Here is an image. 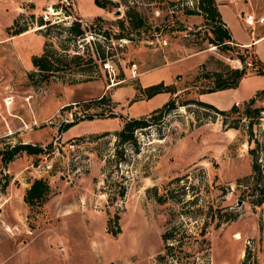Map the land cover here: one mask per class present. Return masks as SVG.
Returning a JSON list of instances; mask_svg holds the SVG:
<instances>
[{"label":"rangeland","instance_id":"1","mask_svg":"<svg viewBox=\"0 0 264 264\" xmlns=\"http://www.w3.org/2000/svg\"><path fill=\"white\" fill-rule=\"evenodd\" d=\"M112 1L0 0V148L17 141L44 146L7 162L0 154V264H264V201H252L245 183L253 142L244 122L225 127L213 106L193 99H203L204 70L242 63L229 56L236 50L209 41L210 25L196 0ZM216 1L233 38L253 43L249 47L264 61V0ZM133 5L146 18L140 37L125 17ZM239 13H253L255 24L246 25ZM39 17L49 20L51 34L39 28ZM75 17L87 30L72 40L66 28ZM16 18L31 24L26 32L12 33ZM160 35L166 44L158 42ZM59 40L71 52L91 51L99 41L105 55L75 64L66 56L59 74L40 79L32 57ZM105 57L113 58V69L102 67ZM156 80L173 82L177 90L146 97L142 82ZM263 86L264 74L256 72L209 99L242 101ZM102 93L111 104L75 103ZM175 93V106L135 129V143L118 141L124 116L110 111L148 115ZM102 110L105 115L97 116ZM86 113L94 116L58 132L61 122ZM36 176L50 191L30 205L24 193ZM115 213L121 229L112 233L107 219ZM167 228L175 237L165 240ZM201 228L207 242L199 241Z\"/></svg>","mask_w":264,"mask_h":264},{"label":"trees","instance_id":"2","mask_svg":"<svg viewBox=\"0 0 264 264\" xmlns=\"http://www.w3.org/2000/svg\"><path fill=\"white\" fill-rule=\"evenodd\" d=\"M94 2L99 6H107L113 3L112 0H94ZM196 7L205 18L206 23L210 25L212 36L209 38V41L224 50H231L234 48L236 50V54L233 55L230 53L229 56H236L242 61L240 65H230L226 63L222 68L204 70L200 74L201 77H203L202 80L204 81L201 86H199L198 92L201 93L205 91L236 86L241 77L247 73L257 72L264 74V61L260 58L256 51H253L249 46L239 44L233 38L229 27L220 14L216 0H196ZM185 12L198 13V11H195L194 9H187ZM125 17L128 21V26L136 30L138 37H140L141 28L144 27L146 22L145 15L137 5H133L127 6L125 10ZM37 23L41 26L39 28H45L46 35L52 33H50L52 25H48L49 20H44L42 17H39ZM30 25L31 24L27 22L24 24H19L18 18H16L14 19L10 28L12 29L13 34H18L21 32H26ZM66 29L71 35L69 38L74 40L78 37H83L87 27L82 26L78 17H75V19H73L69 25H67ZM103 34L105 35V33ZM118 36L122 37L124 35ZM93 42L94 48L91 51L75 50V52H71L70 48L66 47L62 42H60V40L58 41V47L43 48V51L40 54H35L32 57L33 64L36 67H39L40 71H42L40 79H49L51 75H57V73L59 74L64 69V67H66V56H70V59L74 61V64L77 63L80 58H83V56L86 57V60H93L95 57L104 56L105 48L102 47L99 41ZM236 46L243 47L244 52L239 51V48H236ZM249 55L251 56V60L246 58ZM34 71L35 70L29 71V77L33 82L36 81V79L33 77ZM142 89L146 94V97H150L160 91L174 92L177 90L173 82L165 83L163 80L146 84L142 86ZM176 95L177 93L170 95L161 106L151 109L148 115L143 114L138 116H127L122 112L117 113L110 111L107 115L118 114L120 116H124L122 126L116 130L118 141H129L135 143V129L137 127L145 126L150 122L156 121L155 119L162 114L163 110L175 106ZM105 99L108 100V104H111L110 96L105 93L78 100L75 103H82L88 106V104L92 102L99 104ZM193 99H196V101L200 102L201 104L213 106L216 111L221 114V122L225 127H239L241 126V122H244L245 126H243V129L247 133L249 142H253V144L250 145L248 149L252 155V161L251 172L245 176L247 180L245 182L247 184L246 187H248L246 190H248V193L253 195L252 201H264V128L260 127L261 117L264 112V86L257 88L251 96L243 99L242 101H234L227 107L216 106L213 102L202 98ZM187 101L188 100H184L183 102ZM96 115L103 116L105 115V112L102 110ZM93 116L94 113H86L83 116L75 114L73 118L61 122L58 125L57 130L58 132H61L70 127L72 124L76 123L79 119L92 118ZM43 149L44 146L39 143H33L31 141H17L12 144H7L6 148H0V154L3 162H7L15 154L22 150L28 153H40L43 151ZM49 191V182L42 176H36L26 187L24 199L30 205L40 203L47 198ZM120 193H123V191ZM157 197L158 199H161L160 194ZM118 218L119 214L115 213L114 217H109L107 219V230L111 231L112 233L120 231L121 228L118 223ZM112 219H114V221L117 223L116 227L113 226ZM199 233L202 235V237L199 238V241L207 242L208 239L204 235L205 228H201ZM170 237H175V235L172 232V228H167L162 232V238L167 240ZM194 238H197V235H195ZM165 246L167 248L169 247V244L166 243ZM157 257H164V253L159 252Z\"/></svg>","mask_w":264,"mask_h":264},{"label":"crops","instance_id":"3","mask_svg":"<svg viewBox=\"0 0 264 264\" xmlns=\"http://www.w3.org/2000/svg\"><path fill=\"white\" fill-rule=\"evenodd\" d=\"M219 5V4H218ZM82 14H84V15H87L88 13H83V12H81ZM222 18H223V20L227 23V20L225 19V17L222 15ZM237 41V40H236ZM239 44H241V45H245V46H254V44L252 43V44H249V43H245V42H241V41H237ZM239 65V64H238ZM158 66H160V65H158ZM157 66V67H158ZM149 69H151V68H149ZM145 70H148V69H145ZM145 70H143V71H145ZM143 71H141L140 72V74H142V72ZM253 73H256V72H251V73H247V74H245V75H252ZM245 75H243V76H245ZM242 76V77H243ZM241 77V78H242ZM157 81V80H156ZM152 82H155V81H150V82H148V83H144V82H142V86H144V85H146V84H149V83H152ZM225 88H229V87H225ZM220 89H222V88H220ZM216 90H219V89H216ZM216 90H212V91H205V92H201L200 94H201V97H203V99H205V100H208V101H211V102H213V103H215L216 105H218V106H220V107H227V106H229L232 102H234V101H239V100H241L242 98H240V97H238V96H235V97H233L232 99H228V101L223 105V103L222 102H218V101H213V99H209V95L211 94V92H213V91H216ZM160 92H165V91H160Z\"/></svg>","mask_w":264,"mask_h":264},{"label":"built area","instance_id":"4","mask_svg":"<svg viewBox=\"0 0 264 264\" xmlns=\"http://www.w3.org/2000/svg\"><path fill=\"white\" fill-rule=\"evenodd\" d=\"M239 17H241V19L244 21V23L246 25H249V26H253L255 24V15L253 13H247L245 14L244 16H241L240 13H239ZM158 42L161 43V44H166V38L165 37H158L157 38ZM113 58L111 57H105L102 61V67L104 69H107V70H111L113 69V62H112ZM135 62H133V71L136 70V66H135Z\"/></svg>","mask_w":264,"mask_h":264},{"label":"water","instance_id":"5","mask_svg":"<svg viewBox=\"0 0 264 264\" xmlns=\"http://www.w3.org/2000/svg\"><path fill=\"white\" fill-rule=\"evenodd\" d=\"M115 13H116V14H119V13H120L119 9H117V11H115Z\"/></svg>","mask_w":264,"mask_h":264}]
</instances>
